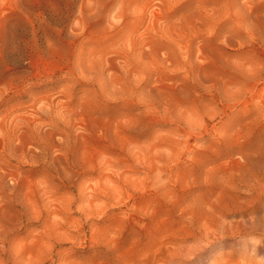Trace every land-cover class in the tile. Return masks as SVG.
<instances>
[{
    "label": "rangeland",
    "instance_id": "374dc122",
    "mask_svg": "<svg viewBox=\"0 0 264 264\" xmlns=\"http://www.w3.org/2000/svg\"><path fill=\"white\" fill-rule=\"evenodd\" d=\"M0 264H264V0H0Z\"/></svg>",
    "mask_w": 264,
    "mask_h": 264
}]
</instances>
